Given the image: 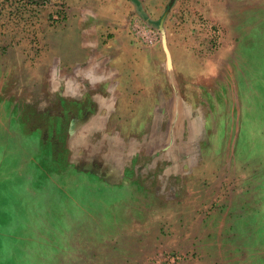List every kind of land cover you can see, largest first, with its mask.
<instances>
[{
	"label": "rangeland",
	"instance_id": "rangeland-1",
	"mask_svg": "<svg viewBox=\"0 0 264 264\" xmlns=\"http://www.w3.org/2000/svg\"><path fill=\"white\" fill-rule=\"evenodd\" d=\"M170 1L146 0L129 29L195 66L141 78L136 65L61 70L73 34L59 0H0V98L13 104L0 109V264H264V0ZM199 57L220 65L198 74ZM107 78L140 81L113 119L93 113Z\"/></svg>",
	"mask_w": 264,
	"mask_h": 264
},
{
	"label": "crops",
	"instance_id": "crops-1",
	"mask_svg": "<svg viewBox=\"0 0 264 264\" xmlns=\"http://www.w3.org/2000/svg\"><path fill=\"white\" fill-rule=\"evenodd\" d=\"M59 4L65 10V15L62 16L65 19L62 20L63 22L61 24L65 29L68 27L73 34L71 39L61 44L65 45L63 50L65 55L72 54V59L66 57L65 61L60 59L62 61L59 64L61 65V70L65 69L66 65H108L110 69L116 68L123 72L126 71V67L129 68L127 65H131V67L136 65L134 68L136 69L135 73L138 77H141L138 75L139 72L143 75V68L146 69V73L149 71L156 77L157 65H172L174 70L177 69L179 74L182 75L184 70H186L184 69V65H187L186 74H190L189 71H192V68L195 66L190 64L191 58L171 48L167 49L165 43H163V46L159 43L144 45L131 33L129 24L133 19H143L145 16L149 17L147 14V7L149 5L146 3V0H59ZM73 55L75 58H73ZM188 58L191 60H188ZM207 58L204 57L203 59L199 57L197 61H193L198 64L204 62V65H198L196 68L198 69L201 66L198 74L205 73L210 69L209 66L211 65H220L219 62L211 61ZM54 64L56 65L57 62L55 61ZM130 82H133V80L131 81L126 78H107L100 83H95L94 85L105 88L95 89L98 95L96 99L100 104L99 108L98 106L96 107L97 110H93V113L98 117L113 119L115 111L122 109L124 107L123 103L129 101L130 98H133V95H137L139 92V79H134V84L137 87L132 92L131 90H127L128 86H133V83ZM2 83L3 81L0 83V95L5 92V86L2 87ZM80 85H83V83L81 82ZM162 85L163 80L156 81L153 86L147 87L148 93H146V96L151 102L154 103L159 100L160 95H157L158 91L154 88ZM18 90L15 91V94H17ZM37 92L42 93L44 91L40 89ZM25 95L27 98L25 116L27 119H31V127L27 131L34 133L36 137L37 135L39 136L40 148L41 142L43 141L44 127L43 125H34L32 120L35 115L33 107L34 101L32 100L33 94L26 90ZM40 96L41 105H39V108L41 112L38 113H41L43 118H48L49 114L46 112L48 109L44 102L47 96L44 93ZM2 102H6L8 110L11 112L12 108L10 107L11 105L13 106L11 99L0 98V109L2 108ZM101 102H105V106ZM15 117L18 118V114ZM27 124L29 123L27 122ZM106 124H108V121H106ZM26 135L27 139L28 133Z\"/></svg>",
	"mask_w": 264,
	"mask_h": 264
},
{
	"label": "built area",
	"instance_id": "built-area-1",
	"mask_svg": "<svg viewBox=\"0 0 264 264\" xmlns=\"http://www.w3.org/2000/svg\"><path fill=\"white\" fill-rule=\"evenodd\" d=\"M134 31L136 32V35L147 44L151 45L156 41L155 33L152 29L138 26L134 28Z\"/></svg>",
	"mask_w": 264,
	"mask_h": 264
},
{
	"label": "water",
	"instance_id": "water-1",
	"mask_svg": "<svg viewBox=\"0 0 264 264\" xmlns=\"http://www.w3.org/2000/svg\"><path fill=\"white\" fill-rule=\"evenodd\" d=\"M172 3H173V0H171V1L168 3V6H171ZM162 22H163V19H161V21H160V25H159L160 29H162ZM163 43H165V40H164V39H163Z\"/></svg>",
	"mask_w": 264,
	"mask_h": 264
}]
</instances>
